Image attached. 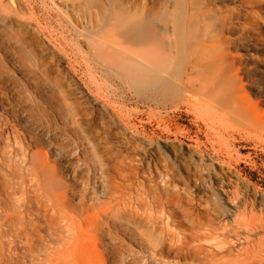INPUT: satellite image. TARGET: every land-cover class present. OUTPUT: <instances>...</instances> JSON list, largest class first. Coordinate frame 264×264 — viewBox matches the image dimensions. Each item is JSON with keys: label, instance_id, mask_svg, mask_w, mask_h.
I'll return each instance as SVG.
<instances>
[{"label": "bare ground", "instance_id": "6f19581e", "mask_svg": "<svg viewBox=\"0 0 264 264\" xmlns=\"http://www.w3.org/2000/svg\"><path fill=\"white\" fill-rule=\"evenodd\" d=\"M260 1L0 0V33L16 56L11 66L2 58L11 84L0 81V104L36 145L33 175L67 224L59 264H264V191L240 168L264 157L263 68L246 46L258 25L247 7ZM57 61L144 184L92 177L83 147L103 164ZM240 143L254 152L241 157ZM61 144L71 155L51 160L46 148Z\"/></svg>", "mask_w": 264, "mask_h": 264}, {"label": "rangeland", "instance_id": "374dc122", "mask_svg": "<svg viewBox=\"0 0 264 264\" xmlns=\"http://www.w3.org/2000/svg\"><path fill=\"white\" fill-rule=\"evenodd\" d=\"M248 6V13L255 17L258 24L254 31L252 30L249 33L250 39L246 44L248 61L252 64L257 63L264 69V1L261 0L257 4ZM44 47L48 56L53 57V61L58 60L47 45H44ZM12 52L11 43L0 33V81L5 79L9 81L6 78L7 73L4 74L5 67L2 58L5 57L8 60L7 63L11 66L16 58ZM57 63L59 62L57 61L54 67L62 70L60 73L62 79L67 83H71L69 87L65 82V86L70 92L72 91L71 96L73 100L75 99L78 102V108L83 114V121L85 125H89L88 129L91 128L89 130L93 132V134L91 133L92 138L94 142L96 141L93 148L103 164L100 170L96 168L91 149L83 147L82 150L88 157L92 177L100 174L99 171L102 170L112 185L132 183L131 187H133L134 184H144L146 175L131 159L128 148L122 143L117 131L104 118L93 98L86 93L81 84L78 83L77 78L68 72L65 64L59 63L60 65H57ZM263 69L262 74L264 75ZM8 81H3V83L10 85L11 80L9 83ZM183 118L187 122H179V124L188 126L189 118L186 116ZM11 119L0 104V264H50L51 262L59 264L60 253H57L62 250L60 245L66 236L67 224L61 213L53 207L47 194L42 190L35 175H33L34 172H32L27 154L32 149H36V145L28 140L26 132L15 126ZM17 138H19L18 141H15ZM16 142L21 143L23 148ZM61 145V151L56 147L46 148L51 160H58L54 157L55 151H59L58 156H62V151H64L67 155L65 158L71 155L72 151L66 144ZM243 146H246L248 150L241 152V157L254 152L250 149L253 147L251 144H238V147ZM25 154L26 156H24ZM242 161L240 168L243 169V173L250 178V181L259 190L264 191V166L262 165L264 164V157L253 158V162L256 164L254 167L244 162V160ZM60 163H64L60 160L58 163L59 169L64 170L63 168H65L64 175L73 178L71 171L74 169L63 167ZM133 163L134 166L137 165V168L133 166ZM76 169L78 170L77 167ZM84 169L87 170L86 166ZM76 183V188L80 190L79 182L76 181ZM93 186L96 190L94 192L98 193L97 187L99 186ZM176 201L178 202V200ZM192 212L195 215L198 214L196 210L190 209L191 215L182 218L186 223L188 221L190 223L195 217ZM55 260L56 262H53Z\"/></svg>", "mask_w": 264, "mask_h": 264}]
</instances>
